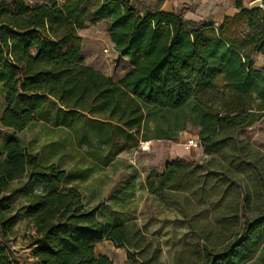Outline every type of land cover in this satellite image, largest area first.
<instances>
[{
  "label": "trees",
  "instance_id": "16d2710c",
  "mask_svg": "<svg viewBox=\"0 0 264 264\" xmlns=\"http://www.w3.org/2000/svg\"><path fill=\"white\" fill-rule=\"evenodd\" d=\"M244 1L235 0L238 12L220 26H192L184 10L150 11L130 0H0L1 125L22 132L48 119L53 102L54 125L73 129L84 118L79 144L109 166L120 152L151 139L149 120L155 138L173 142L193 124L204 154L217 158L177 157L148 175V192L182 214L196 264H264V202L258 213L252 205L264 174L238 154L248 142L235 138L264 116V67L254 61L264 55V2L251 8ZM104 21L130 66L118 81L85 63L79 31ZM75 180L55 163L42 164L18 138L4 143L0 264H17L10 242L20 195L35 230L34 264H114L95 253L105 240L127 250L128 264H163L159 241L136 222L101 221ZM183 190L185 201L166 202Z\"/></svg>",
  "mask_w": 264,
  "mask_h": 264
},
{
  "label": "rangeland",
  "instance_id": "374dc122",
  "mask_svg": "<svg viewBox=\"0 0 264 264\" xmlns=\"http://www.w3.org/2000/svg\"><path fill=\"white\" fill-rule=\"evenodd\" d=\"M251 1L254 0L244 1L245 6L249 7ZM79 33L85 63L88 66L103 72L115 81L120 80L129 71L128 61L121 59L114 49L107 21L88 23ZM56 106L52 102L48 119H40L22 132L5 128L0 123V150L8 139L18 138L24 148L39 155L42 164L55 163L74 176L76 180L73 185L82 191L87 207L97 210V216L101 221L136 222L152 238L159 241L162 248L160 260L163 264H196V258L186 249V246L194 242V237L189 232L182 214L176 206H168L151 195L145 182L152 171H162L165 168V162L171 157L170 152H179L178 156L199 162L217 158L205 155L203 148L196 149L189 144L190 139L198 138L197 127L193 124L188 125L185 131L173 136L178 140L173 142L155 138L157 135L154 131L155 125L149 120L145 125V132L151 139L141 142L136 150L129 148L120 152L109 166H104L91 157L88 152L90 149L86 145L79 144V137L88 127L86 120L80 119L77 127L73 129L57 127L54 125L52 115ZM4 108V99L0 95V117ZM235 138L248 142L238 154L246 157L244 160L249 164L254 163L251 165L257 168L255 172L260 177L261 173L264 174V116L253 126L239 130ZM261 182L264 188V181ZM16 186L19 187L20 184L17 183ZM186 196L183 190L172 197L168 196L166 202L174 199L185 201ZM17 200L20 219L10 242L13 257L17 264H34L32 246L34 233L31 223L24 216V209L28 205L27 197L20 195ZM252 201L254 211L258 213L260 210H257L256 206L264 202V189L262 194L254 196ZM187 212L192 211L187 209ZM193 212L203 214L199 210ZM252 214L253 211L250 210L249 215ZM257 257L258 255L252 261ZM112 259L114 264H128L127 261H123L120 254H113Z\"/></svg>",
  "mask_w": 264,
  "mask_h": 264
},
{
  "label": "crops",
  "instance_id": "0c3cea01",
  "mask_svg": "<svg viewBox=\"0 0 264 264\" xmlns=\"http://www.w3.org/2000/svg\"><path fill=\"white\" fill-rule=\"evenodd\" d=\"M130 1L140 7H143L145 10H150V11L167 10V11L177 12L184 10L185 18L187 22L192 26L198 25L200 23L214 24L216 26H220L222 25L223 20L226 16H232L236 12H238V9L236 8L235 5V0H130ZM121 59L127 61L126 58H121ZM254 61L257 66L264 67L263 54L256 55ZM170 153H171V157L165 162V165L167 162L177 157H180L178 156L179 152H170ZM32 231L35 234V230L33 229V227H32ZM95 253L96 255L104 254L109 256L110 258L113 257V254H120L123 258V261H126L127 259V251L124 248H117L115 247L113 242L107 240L97 245L95 249Z\"/></svg>",
  "mask_w": 264,
  "mask_h": 264
},
{
  "label": "built area",
  "instance_id": "2783aa9c",
  "mask_svg": "<svg viewBox=\"0 0 264 264\" xmlns=\"http://www.w3.org/2000/svg\"><path fill=\"white\" fill-rule=\"evenodd\" d=\"M29 1L32 2V0H29ZM189 144H190L192 147L196 148V149H198V148L201 147L199 137H198V138H192V139H190V140H189ZM201 148H202V147H201Z\"/></svg>",
  "mask_w": 264,
  "mask_h": 264
},
{
  "label": "water",
  "instance_id": "95a60500",
  "mask_svg": "<svg viewBox=\"0 0 264 264\" xmlns=\"http://www.w3.org/2000/svg\"><path fill=\"white\" fill-rule=\"evenodd\" d=\"M261 6H262V0H254L250 3L251 8L261 7Z\"/></svg>",
  "mask_w": 264,
  "mask_h": 264
}]
</instances>
